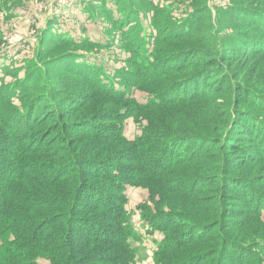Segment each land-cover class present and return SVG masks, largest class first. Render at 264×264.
<instances>
[{
  "label": "rangeland",
  "instance_id": "1",
  "mask_svg": "<svg viewBox=\"0 0 264 264\" xmlns=\"http://www.w3.org/2000/svg\"><path fill=\"white\" fill-rule=\"evenodd\" d=\"M247 9L264 14V0H0V186L14 166L9 155L23 145L36 153L28 158L31 170L38 173L44 165L54 167L73 160L80 172L95 165L114 177L116 172L99 162L106 161L117 173L136 165L124 156L130 145L116 137L131 143L141 137L162 139L167 134L166 143L169 150L174 147L175 158L198 151L203 156L188 161L187 168L164 169L157 180L125 184L124 210L135 236L130 242L135 264L160 263L155 255L164 249L163 237L159 232L148 234L150 219L141 218L145 208L154 206L169 212L174 223H183L185 232L191 227V215L194 224L209 227L211 233L206 237L210 240L215 239L212 227L217 223L225 241L245 234L243 246L253 247L251 252L264 264V225L247 212L241 193L221 191L224 179L239 191L245 187L253 211L262 207L264 220V51H253L261 47L255 40H264V30L256 31L241 18ZM132 43L136 50L148 51L142 62L145 70L168 68L167 79L175 92L166 96L174 103L165 107V117L144 110L136 120L133 112L137 108L131 102L125 108L124 101L101 95L72 72L71 62L88 63L112 92L145 106L154 100V94H149L154 89L148 83L122 85L118 77L128 74L134 79L131 75L140 70L139 61L136 71L128 62L133 58ZM196 79L200 81L196 89L176 90L179 83ZM242 116L251 121L243 125ZM147 123L150 128L145 131ZM249 123L257 126L252 133ZM51 127L62 131L53 133ZM62 134L64 143L60 142ZM16 136L21 141H15ZM158 143H153L154 148L162 149L164 143ZM58 151H62L59 156ZM90 167L87 171L94 173ZM195 183L207 185L206 192L198 194L205 216L201 222L194 204L181 194L190 193ZM89 184L94 191L82 190V201L88 206H101L95 202L99 192L101 199L113 193L99 176ZM230 210L240 217H233ZM11 240H0V257L2 244ZM187 245L177 264L196 263L210 244ZM218 253L209 263L216 264L220 258L221 264L228 257L226 252L220 257ZM235 257L242 256L236 253ZM244 258L248 263L255 261L252 256ZM38 264L48 263L38 260Z\"/></svg>",
  "mask_w": 264,
  "mask_h": 264
},
{
  "label": "trees",
  "instance_id": "2",
  "mask_svg": "<svg viewBox=\"0 0 264 264\" xmlns=\"http://www.w3.org/2000/svg\"><path fill=\"white\" fill-rule=\"evenodd\" d=\"M258 12L247 9L244 11L246 14L241 15V18L245 22L253 24L256 31L264 30V26L261 25L264 21V14ZM132 14L134 15L135 13ZM257 17H260V19L255 21ZM128 23L130 24V22ZM163 39H166V37ZM255 42L261 47L256 49V46V50L254 49L253 51H264V40L257 39ZM141 44L144 47L145 43L141 41ZM133 46L132 43L130 50L133 52V58L128 62L134 69L136 63L139 61L140 70L136 71L134 69L136 72L131 75L134 79L129 78L128 74H118V77L122 85L133 83L134 86H137L141 83L143 85L148 83L154 89V91L149 92V94H154V100L151 98L149 104L145 106H136L133 101H125L120 94H116L119 92H112L110 85H107L108 82L102 81L98 72L88 63L71 62L70 67L73 71H70L79 74L88 84L97 89L101 95L120 102L124 101L126 103L125 108L131 102L137 108L134 112L133 107L130 109L136 115L135 119L137 118V113L144 110L153 114L158 113L157 115L165 117V107L174 103L172 97H170L171 99H167L166 96H173L175 92L173 83L171 84L167 79L169 78L167 74L168 68L157 66L145 70L142 67V62L146 61L145 59L148 56L145 52L146 49L144 48V51L136 50ZM214 51L217 52L216 50ZM213 57L214 55H211L205 59L207 61ZM198 80L184 81V84L181 83L182 85L179 83L176 90L187 92L191 88L190 86L196 89L197 82L200 83ZM247 120H250L247 116L241 117L243 125ZM249 125L251 128L250 133H252L257 126L253 123H249ZM148 128L150 126L147 123L145 131H148ZM51 129L54 130L53 133L62 131L60 127H51ZM104 137L108 139L117 138L116 140L130 145L125 150L124 156L136 165L122 170L118 168L124 171V173H117L114 169L115 167L113 168L112 165H108L106 161H102L105 162L104 164L99 162L101 166L105 165L104 167H107L106 169H109L110 172H116V175L113 177L107 171H101V167L95 165L83 167L84 171L80 172L76 166V162L70 160L69 162L53 165L55 168L44 165V167H41L42 173H38V171H33L30 168L32 162L29 161L30 158L28 157L36 155V153L34 150L30 151V147L27 145L19 147L9 155L10 158L14 159V166L13 169L10 167V174L4 178V183L0 186V240L9 237L12 240L2 244L4 249L3 253H1L3 255L0 257V264H38V260L45 261L48 264H135V253L130 244L131 241L135 240V236L132 228L129 226L130 218H127L124 210L125 198L123 193L125 191V184L134 185V183L143 180H157L160 178V175H163L162 171L164 169H170V167L173 168L175 166L187 168L186 163L188 161H193L195 158L199 159L203 154L198 151L190 154L188 157L175 158L174 147L171 146L172 149L169 150L168 146L170 144L166 143V140L170 139L167 134L162 137L163 140L157 138L149 139L148 137L144 139L141 137V139H136L131 143L126 142L122 137L114 138L110 135H104ZM243 138L241 137L239 140ZM15 141H21V138L16 136ZM63 141H66L64 134L60 136V142L64 143ZM155 142H159L158 144L164 143V147L162 149L158 147L154 148ZM157 148L159 151L154 155L153 151H156ZM57 153L59 156L62 151L60 153L58 151ZM57 162H61V159L57 160ZM166 162L168 164L164 165ZM1 163L0 161V166H2ZM89 167L95 168L93 170L95 174L87 171ZM98 171L99 174H96ZM43 176L46 180L42 179ZM49 176H51L50 179ZM70 176L75 179L69 178ZM97 176L112 188L113 193L112 195H107L104 201V199H101V192H99L97 196L99 198H96L95 202L101 206H88L82 201L84 195L82 190L90 189L94 191L91 189L94 187L90 186L89 183L93 179H96ZM224 180L223 183H225L222 184V187L220 185L221 191L241 193L247 212L250 213L253 219L264 225L262 223V221L264 222L263 211H261L262 207H259V209L255 207L253 211L254 204L251 203V198L246 194L248 193L246 188L243 187L241 192L230 180ZM175 181L179 182L180 180L178 181V178H176ZM183 185L184 183L181 184L180 188ZM206 186L204 184L197 186L195 183L190 186V193H181L188 196L189 201L194 204L193 211L200 214L199 219H197L200 222L205 216L200 212L199 204L201 199L198 194L202 193V191L205 193ZM151 203H153L152 199ZM157 209L155 206L153 209H150V207L145 208V212L142 213L141 218L145 220L146 218L150 219L148 234L159 232L163 237L162 243L164 249L155 255L159 259V264H177L185 253V250L182 249L186 243L190 247L203 243L210 244L209 250L201 254V258L198 256V263L189 264H214L209 262H214L215 259L212 256L215 255L216 250L219 251V257L222 256V252H226L228 255V257L224 256V262L221 261V264H262L259 255L251 252V250L253 251V247H250L248 244L243 246V243L247 240L245 234L238 235L236 239L234 238L235 240L230 237L228 241H225L224 234L217 223L212 227L214 232L213 238L215 239L210 240L209 236L206 237L207 234L211 233V230L208 229L209 227L202 228V224H194L195 220L193 221L191 215L188 218L191 222V227L185 232L183 223H174L169 216V212H160ZM250 209L252 210L251 212L249 211ZM235 212L237 211L232 212L230 210L228 213H233V217H240ZM103 215L105 217H102ZM100 217H102L101 220ZM162 217H165V219ZM233 217L231 216V218ZM219 218L220 215L218 216V220ZM98 235L103 238H98ZM262 243H264V240ZM236 253H239L242 257H235ZM249 253L252 258L254 257V262L248 263L244 258H251ZM219 259H217L216 264L219 263Z\"/></svg>",
  "mask_w": 264,
  "mask_h": 264
}]
</instances>
